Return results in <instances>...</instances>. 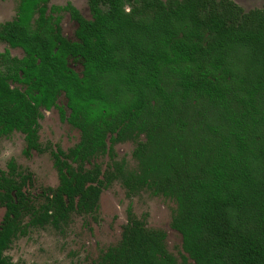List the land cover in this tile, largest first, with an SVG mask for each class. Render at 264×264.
<instances>
[{"label": "trees", "instance_id": "1", "mask_svg": "<svg viewBox=\"0 0 264 264\" xmlns=\"http://www.w3.org/2000/svg\"><path fill=\"white\" fill-rule=\"evenodd\" d=\"M47 1L21 0L17 17L0 24V38L25 52L4 57L27 88L10 87L19 72L0 73V134L20 130L27 148H39L37 107L64 91L81 139L68 154L54 153L59 183L38 206L23 190L27 176L13 178L14 161L0 172V264H28L4 254L25 231L24 216L33 226L66 223L73 211H95L115 179L128 196L148 188L175 201L170 226L181 236L182 262L167 251L165 233L128 205L119 241L92 264H264V8L88 0L92 19L72 10L79 41L70 42ZM67 57L83 59L81 75ZM125 140L134 141L135 168L115 158L113 143ZM97 152L110 156L105 172L84 166Z\"/></svg>", "mask_w": 264, "mask_h": 264}, {"label": "rangeland", "instance_id": "2", "mask_svg": "<svg viewBox=\"0 0 264 264\" xmlns=\"http://www.w3.org/2000/svg\"><path fill=\"white\" fill-rule=\"evenodd\" d=\"M244 8L264 7V0H235ZM18 0H0V21L10 19L15 14ZM73 3L85 16L89 17L87 0H51V5L63 6ZM62 33L73 38L75 22L68 12L60 13ZM7 46L0 42V51ZM13 55H21L20 50H11ZM79 70V65L74 64ZM62 95L58 104H64ZM79 138L78 130L66 121L59 119L56 109L44 113L40 119L39 139L42 152L23 153L24 135L14 131L0 136V169H6V163L13 158L20 168L31 171L33 182L26 189L34 197L38 206L41 199L38 194L47 186L57 184V173L52 163L51 148L60 146L67 149ZM116 159L124 160L127 168H135L136 161L132 156L133 140L114 144ZM102 169L107 170L111 164L108 154H99L93 158ZM131 205L132 212L147 228L162 230L165 233L164 244L178 263L182 262L181 236L171 226V217L175 210V201L161 194H154L143 188L128 196L119 179L113 180L100 195L99 207L90 213L72 212L66 223L54 226L51 223L29 225V216H24L23 233L17 234L5 255L13 262L28 264H92L107 247L116 244L126 223V208ZM3 208L0 207V220Z\"/></svg>", "mask_w": 264, "mask_h": 264}, {"label": "flooded vegetation", "instance_id": "3", "mask_svg": "<svg viewBox=\"0 0 264 264\" xmlns=\"http://www.w3.org/2000/svg\"><path fill=\"white\" fill-rule=\"evenodd\" d=\"M20 1L21 0H18V2H17V5H16V9H15V14H14V16L12 17V18H10V19H6V20H2V21H0V24H2V23H5V22H7V21H12L13 19H15L16 17H17V14H18V7H19V3H20ZM50 1L51 0H48L47 2H45V5H46V8H47V14L48 15H50L51 17H52V19L53 20H57V25H58V27H59V31H60V35L64 38V39H66L67 41H70V42H78L79 41V39L77 38V35H76V30H77V28H78V26H79V22H78V20L73 16V14H72V10H75L76 11V13L80 16V17H82L83 19H86V20H91L92 19V14H91V10H90V7H89V2H88V0H87V7H88V10H89V17H87V16H85L73 3H71V2H67L65 5H63V6H58V5H51L50 4ZM162 1H166V0H162ZM232 1H234L237 5H239L244 11H249V10H252V9H263L264 7H252V8H248V9H246V8H244L243 6H241L239 3H237L235 0H232ZM100 7H101V9H105V6H102V5H100ZM129 6L128 5H125V10L126 11H129ZM62 11H66V12H68V14H69V16H70V18L75 22V28H74V31H73V38H68V37H66L63 33H62V31H61V26H60V13L62 12ZM38 17V12H36L35 13V15H34V17H33V19L30 21V23L32 24V25H35V23H36V18ZM56 25V24H55ZM0 42L1 43H3V44H5L6 46H7V49H4V50H1L0 51V73H2V74H5V75H8V74H10V73H13V72H19L18 73V75H19V77L18 78H20V80L19 79H16V80H13V79H10L9 80V85H10V87L11 88H18L21 92H25L26 90H27V88H26V85L24 84V82L23 81H21V77H22V73L21 72H23L21 69H16L14 66H15V63H13V61H11V60H7L4 56L5 55H7L10 59H17V60H22L24 57H25V52H24V50H23V48L22 47H20V46H11L8 42H6V41H4L3 39H1L0 38ZM20 50L21 51V55L19 56V55H13L12 53H11V50ZM82 58H73V57H67L66 58V65L69 67V69H71L73 72H76V73H78L79 75H81V72L83 71V64H82ZM74 64H77V65H79V70L78 69H76L75 67H74ZM60 95H62L63 97H64V99H65V102H64V104H58V98H59V96ZM52 109H56L57 110V112H58V116H59V119L60 120H62V121H66L67 123H69L73 128H75V129H77L78 130V133H79V138H78V140L73 144V145H71L70 147H68L67 149H63L62 147H60V146H57V147H54V148H51V150H50V154H51V157H52V163H53V166H54V168H55V170H56V173H57V184L55 185V186H47V187H45L43 190H42V192L40 193V194H38L39 195V197L40 198H42L41 199V202H39V204L40 203H43V201H44V193H47V188H49V187H56L57 185H58V183H59V178H58V171H57V168H56V166L54 165V153H58V151L59 150H61L64 154H68L70 151H71V149L73 148V147H75L78 143H79V141H80V139H81V130H80V128L78 127V126H75V125H73L70 121H69V116H70V114H71V108L68 106V102H67V97H66V95H65V92L64 91H60L58 94H57V96L54 98V101L51 103V105L48 107V106H45V105H40V106H38L37 107V110H38V117H37V134H38V139H37V141H38V143H39V148H37V149H35V148H27V144H26V140H25V134L22 132V131H20V130H17V129H13L11 132H9V133H5V134H0V136H6V135H9L10 133H12V132H14V131H19V132H21L23 135H24V141H25V148L23 149V153L25 154V155H29L32 151H36V152H42V148H41V143H40V139H39V129H40V119L44 116V113L45 112H48V111H50V110H52ZM126 141V140H125ZM120 142H122V141H120ZM110 143V141H108V144ZM117 142H115V143H113V148H114V144H116ZM114 151H115V148H114ZM96 155L95 156H93L92 158H91V160H90V162H85L84 163V166L86 167V168H89L92 164H97V165H99L98 163H96V162H93L92 160H93V158L94 157H96L97 155H99V154H107V153H100V152H97V153H95ZM59 155V154H58ZM115 155H116V151H115ZM59 156H61L62 157V155H59ZM109 156V155H108ZM110 157V156H109ZM115 158H116V156H115ZM66 160H67V162H69L72 166H76L77 164L76 163H74V162H72L69 158H67L66 157ZM118 160V159H117ZM10 161H14L15 162V164H16V174L13 176V178H15V179H17V180H20L21 181V177L22 176H27V180H26V182H25V184H24V186H23V190H25V192L30 196V199H32V201H33V203H35L34 201V197H33V195L31 194V192H29L27 189H26V186H27V184H29V183H32L33 182V175H32V172L31 171H29V170H27V171H25V170H23V169H21L20 168V166H19V164L15 161V159H13V158H11V159H9L8 161H7V163H6V169H0V172H4L5 173V175L6 174H8L9 173V168H8V163L10 162ZM99 167H100V169H101V171H103V172H105L106 170H104V169H102L101 168V166L99 165ZM109 185V184H108ZM105 188V187H104ZM103 188V189H104ZM102 189V190H103ZM102 192V191H101ZM101 192H100V195H101ZM100 195H99V200H100ZM0 207H2L3 208V215H4V207L3 206H0ZM98 209V208H97ZM96 209V210H97ZM95 210V211H96ZM73 212H78V211H73ZM72 213V212H71ZM78 213H86V212H78ZM3 215H2V218H1V220H0V224H1V222H2V219H3ZM23 223V222H22ZM23 226H24V224H23ZM17 234H19V233H17ZM16 234V235H17ZM15 235V236H16ZM14 236V237H15ZM13 237V238H14ZM13 240V239H12ZM11 244V243H10ZM5 252V251H4ZM5 254V253H4Z\"/></svg>", "mask_w": 264, "mask_h": 264}]
</instances>
